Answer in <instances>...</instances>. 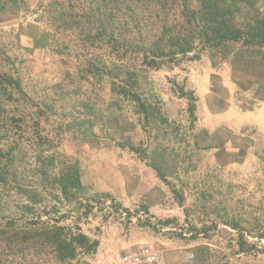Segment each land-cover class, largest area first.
<instances>
[{"label":"rangeland","instance_id":"1","mask_svg":"<svg viewBox=\"0 0 264 264\" xmlns=\"http://www.w3.org/2000/svg\"><path fill=\"white\" fill-rule=\"evenodd\" d=\"M138 1L136 17L124 14L112 26V43L89 40L87 21L74 12L72 28L48 15L37 20L40 0L27 16L0 13V72L19 78L25 92L0 106V264H63L39 241L10 239L39 212L69 213L67 223L82 216V230L100 241L95 253L66 264H118L143 246L162 255L158 264H264V239L254 237L264 232V51L197 40L199 57L195 50L148 67V41L182 20L181 11L173 0L161 8ZM189 1L197 10L199 0ZM72 2L63 5L84 8ZM241 7L234 14L246 26L264 13V0ZM133 72L154 109L149 125L112 88V78L123 83ZM179 86L198 98L194 126ZM70 162L81 169L87 195L80 199L107 192L132 215L106 202L85 216L79 200L64 201L55 178ZM172 188L183 191V203ZM231 216L241 219L251 251H239L238 231L226 223ZM167 219L176 221L163 224Z\"/></svg>","mask_w":264,"mask_h":264},{"label":"trees","instance_id":"2","mask_svg":"<svg viewBox=\"0 0 264 264\" xmlns=\"http://www.w3.org/2000/svg\"><path fill=\"white\" fill-rule=\"evenodd\" d=\"M34 0H0V13L7 12H24L29 13ZM43 6V13L38 19H43L45 15L58 25L72 28L75 18L73 12L80 15L85 22L87 21L86 34L91 41L99 38L107 37L108 42L112 43L115 36L113 27L116 21L126 15V17H136L137 11L140 10L138 0H79L82 1L84 8L79 11L75 6L65 8L63 4L72 2V0H40ZM179 6L182 20L174 24L172 27L162 29L163 33L154 42L148 41L146 48L142 52V63L148 67L160 68L165 62H171L178 57H185L196 50H200L196 44L200 40L207 47H227L231 43H242L244 45L257 48L264 51V13L254 16V21L249 22L246 26L238 23L234 12L240 10L241 4L252 2V0H199L197 10L190 7L189 0H173ZM168 0H155L157 8H161ZM60 5V7H58ZM45 9L47 12H45ZM71 10L72 14L69 11ZM199 13V16L197 13ZM27 16V14H26ZM138 20V19H136ZM81 23V20H77ZM78 26H76L77 28ZM259 52L258 54H260ZM257 56V55H256ZM254 56L255 58H257ZM193 57H199L197 53ZM259 57V56H258ZM139 75L136 72L129 73L121 80L112 78V88L118 95L124 99L132 101L136 104V112L139 113L144 121V125H149L154 115V109H151L149 101L143 97L140 91ZM0 106L3 102L13 101L16 93L25 95L19 78L9 73L0 72ZM181 96L188 99V114L190 125L194 126L197 121V96L193 90H187L183 86H179ZM264 141H262V147ZM131 149L140 153L143 148L138 146H130ZM145 151V150H144ZM142 157L144 155L142 154ZM153 168L158 172L161 179L167 181L165 171L157 163H151ZM58 184L60 196L67 203L78 202L77 209L84 207L81 213L88 216L97 209L102 203L110 202L115 209L123 208L128 215H132L129 208L122 206L119 200H116L110 193H96L90 197L80 199L86 196V190L82 182L81 169L77 162H70L61 173L55 178ZM175 197L180 203L185 200L182 190L172 188ZM98 206V207H97ZM29 210H33V206H28ZM55 207V206H54ZM140 208L149 213V207L146 203H142ZM58 209V208H57ZM102 209V207H100ZM118 210V209H117ZM59 211V210H58ZM52 212H55L53 208ZM30 229L24 232L15 231L10 237L13 242H24L29 239L39 241L44 246L51 248L55 258L63 263H69L80 254L95 253L100 245L97 238H92L82 230V216L67 223L71 220L69 213L62 216L52 214H42L41 212L32 216ZM130 217V216H129ZM28 221V219H27ZM174 221H176L174 219ZM173 220L167 219L163 224L174 223ZM231 228L238 231L237 245L240 252H248L254 247V243L249 241L246 234L245 226L241 219L231 216L226 222ZM16 221H10L7 226L15 229ZM150 225V224H148ZM258 239H264V232L258 234Z\"/></svg>","mask_w":264,"mask_h":264},{"label":"built area","instance_id":"3","mask_svg":"<svg viewBox=\"0 0 264 264\" xmlns=\"http://www.w3.org/2000/svg\"><path fill=\"white\" fill-rule=\"evenodd\" d=\"M160 261H162V255L158 251L149 246H143L123 254L118 264H158Z\"/></svg>","mask_w":264,"mask_h":264}]
</instances>
